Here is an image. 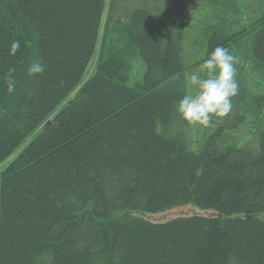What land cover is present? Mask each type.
<instances>
[{
	"label": "trees",
	"instance_id": "16d2710c",
	"mask_svg": "<svg viewBox=\"0 0 264 264\" xmlns=\"http://www.w3.org/2000/svg\"><path fill=\"white\" fill-rule=\"evenodd\" d=\"M251 2L110 0L102 28L106 0H0V165L43 125L0 173V264H264V0ZM193 15L199 50L184 43ZM98 42L95 73L48 120ZM218 46L239 91L195 147L175 106ZM245 123L258 135L240 146ZM186 205L213 214H133Z\"/></svg>",
	"mask_w": 264,
	"mask_h": 264
},
{
	"label": "clouds",
	"instance_id": "9594fccd",
	"mask_svg": "<svg viewBox=\"0 0 264 264\" xmlns=\"http://www.w3.org/2000/svg\"><path fill=\"white\" fill-rule=\"evenodd\" d=\"M19 42L11 46L12 53L19 48ZM235 57L224 47H216L210 57L199 65L198 71L189 74V84L194 94L183 96L175 106L181 119L208 127L213 117L218 120L232 111V98L238 94L239 86L235 79ZM44 66L33 61L28 73L30 76L43 73ZM203 74V75H202Z\"/></svg>",
	"mask_w": 264,
	"mask_h": 264
},
{
	"label": "rangeland",
	"instance_id": "374dc122",
	"mask_svg": "<svg viewBox=\"0 0 264 264\" xmlns=\"http://www.w3.org/2000/svg\"><path fill=\"white\" fill-rule=\"evenodd\" d=\"M109 1L110 0H108V1L106 0L105 13H104V16L102 17V24H101L102 28H103V26H105L104 22H105V18L107 16V11H108V9H107L108 5L107 4H109ZM246 3L248 4V7L252 6V4H253V2H251V0H246ZM198 7L200 8V6H198ZM243 10H245V9H243ZM243 12H245V11H243ZM199 16H200V14L197 13L195 15V18L197 19V18H199ZM202 21H203V18L200 20V22H202ZM197 25L198 24L195 23L194 15H193L192 20H190L189 25L186 28L187 30L190 29L191 31L189 33V36L187 37V40H185V42H184L185 44L190 45V47L193 50H197V49L199 50L200 47H198V45H200V42H201V39H202V37L200 35L199 27H197ZM99 38L100 39L102 38L101 28H100ZM99 45H100V43L98 42V46H97V48L95 50L94 57L92 58V60L88 64V66L86 68V71L84 72V75H83L81 81L79 82L78 86L68 96V98H66L54 110V112L49 116L48 120H50L53 116H55L66 105L67 101L71 97H73L77 93V91L85 84V82L95 73V71L97 69V64L99 62V50H100ZM201 55L202 54H199L198 56H195V58H198ZM195 71H198V69L195 70ZM140 73H141V65L136 63L135 66H134V69L132 71V79L133 78L134 79L137 78V76L140 75ZM263 93H264V89H263ZM190 94H192V91H190ZM263 96H264V94H263ZM263 103H264V100H263ZM262 115H264V113ZM248 120H249V118H248ZM247 125H248V123H245V124L241 125L240 126L241 129L239 131H236L235 133H232V136H236L237 144L240 145V146L249 145L248 143H251V142L255 141V136H256V139H257V135L258 134H257L256 128H252V126H247ZM42 128H43V125L41 127L37 128L30 135H28V137L24 140V142L22 143L20 148L12 156H10L7 160H5L0 165V173L17 156V154L20 153V151L29 142H31L33 139H35L38 136V134L42 131ZM190 128H191V134H192V141L195 144L194 146L196 147L197 140L201 139L202 137L207 138V136L210 134V132H212L211 129L213 128V126H212V124H210L208 127H204V126L199 125V124L190 123ZM199 136H202V137H199ZM133 214L135 216L142 217V218L146 219L147 221H149L151 223H160V224H162V223L169 222V221H171V220H173L175 218H179V217H191V216H194V215H203V216L212 215L213 211H202V210L197 209L193 205H186V206L174 208V209L167 210V211H164V212H161V213H156V214H142V213H133ZM260 218L264 219V214H261Z\"/></svg>",
	"mask_w": 264,
	"mask_h": 264
},
{
	"label": "bare ground",
	"instance_id": "6f19581e",
	"mask_svg": "<svg viewBox=\"0 0 264 264\" xmlns=\"http://www.w3.org/2000/svg\"><path fill=\"white\" fill-rule=\"evenodd\" d=\"M107 9H108V6H107Z\"/></svg>",
	"mask_w": 264,
	"mask_h": 264
}]
</instances>
